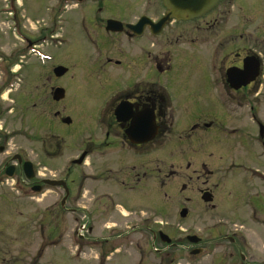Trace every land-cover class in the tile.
<instances>
[{
  "label": "rangeland",
  "instance_id": "1",
  "mask_svg": "<svg viewBox=\"0 0 264 264\" xmlns=\"http://www.w3.org/2000/svg\"><path fill=\"white\" fill-rule=\"evenodd\" d=\"M10 1L4 0L5 4ZM112 1L132 3L134 6L129 7L131 11L147 10V5L143 0ZM250 1L252 0H226L225 4L230 9V17L235 16L239 19L241 17L243 20L244 36H247L246 34L251 31L264 38L263 12H255L258 21H255L252 15H247L244 18L241 16L239 5L247 6ZM83 2L92 4L91 1ZM254 2L259 7L264 0H255ZM14 3L19 18L24 20L25 26L30 28V31L32 28L39 27L35 21L45 20V13H48L51 8L53 21L50 27H56L57 32L54 33V37H60L58 40H62V42L59 44L56 40L53 41V44L57 43L51 48L53 58L43 66L41 59L34 54H28L26 59L23 57L27 61V66L20 74H15L13 77V80L18 77V81L16 80L17 84L14 85L16 89L12 90L9 95L12 97L9 103L13 112L7 117L8 119L1 120V124H4L3 128L7 131L14 130L11 135L8 134L9 136L4 132L7 138L11 136L7 141L8 150L11 153L19 152L24 159L32 161L37 170L35 181L50 178L67 180L71 189L72 186L75 190L81 186L84 190L77 203L72 201L66 205L69 211L64 219L60 214L58 217L49 219L47 210H44L55 197L56 193L54 192L60 195L59 188H51V193L48 191L42 194L35 193L37 202L34 207L37 210L34 214H31L34 212L32 209L25 207L24 202H21L20 216L17 214L11 216L18 223L19 229L5 235L6 247L16 250L20 246L19 241L28 243L31 237H35L34 233L37 235L36 240L39 245L42 234L43 245L40 248L43 250L41 253L38 252L37 264H96V247L92 243H90V247L85 245L84 254H78L75 248V243L78 240L76 229L84 226L82 234L85 239L95 238L96 226H102L105 220L107 222L105 224L109 225V215L113 212L112 208L115 204L124 207V209L119 207L123 213H128L133 209L143 210V215L149 217L150 227H155L154 220L162 221L164 225L156 224L162 229L174 233H182L186 230L188 233L204 236L205 239H210L215 230L226 227L241 228L244 231L248 227H255L247 218L243 219L240 216L241 210L235 204L236 208L227 210L228 214H226L224 198L230 199L231 203V199L239 198L247 192L245 188L243 190V187L234 189L226 184V179H222L221 170L228 161L227 152L230 151L229 139L233 137H227L226 129L221 125L211 132L207 129L190 130L191 126L188 122L215 120L218 124H226L225 120L220 117L221 92L214 86L219 77L214 78L210 75L216 67H220L222 61L211 58L198 44H192L189 37L179 39L176 38L175 33L171 34V32L157 37L155 47L139 49V52H144L145 57L147 50L149 51L148 62L142 63V69H149V85L153 82L157 90V83L162 84L163 80L162 77L157 76L158 69L152 70L153 65L163 67L166 60L174 59L172 66L176 67L179 76L174 80L171 76L168 77V83L171 85L168 88L174 94L172 96V116L175 107L177 109L180 107V114L177 115L173 125L169 124L170 136L165 135L167 138L164 141L160 140L150 145L152 151H149L146 161L144 158H139L149 171L146 187L140 184L135 189L128 190L126 188L125 190L120 186L117 187L113 181L112 154H110V150L105 152L102 149L101 142L96 140V132L103 115L108 116V105L114 91L127 84L121 68L128 64L127 60L131 58L129 54L135 56L137 48L128 46L125 42L112 37L113 42H108L109 38L106 37L109 36H103L101 39L96 35V28L93 26L88 27L87 25L85 30L88 35L84 30L82 35L76 32L78 23L74 18L76 12L71 10V3L65 8L62 6V0H14ZM45 4L50 5L49 11H45ZM66 9H68L67 13L64 12ZM252 9L256 10L257 8L253 7ZM248 10L250 7L244 11ZM80 12L83 11L79 10ZM160 12L159 10L153 13L148 9V13L153 18ZM12 15L11 11H6L4 15L3 29L5 32L12 30L10 29ZM65 15L69 25L67 34L63 33L61 28ZM218 17L219 15L215 12L209 19ZM200 23L187 24L184 32L191 33L190 26L194 25L199 28ZM202 26H205L204 22H202ZM219 32L216 26L211 29L214 37ZM61 35L64 37L61 38ZM186 36L189 35L186 34ZM5 42V40L2 41L0 45L4 47L5 51H8L9 47ZM209 44L210 40L207 41V45ZM204 47L208 49L207 46ZM154 56L157 57L153 60ZM159 57H164L163 63L159 61ZM215 57L218 58V56ZM108 58H112L111 64H108ZM115 60L122 61L121 67L112 63ZM57 64L68 69L65 76L58 81V84L65 90V97L61 101L52 99V94L48 90L49 84H46L44 79V75L47 74L44 70L49 69L50 65L54 67ZM53 77L58 78L54 74ZM256 99H258L260 109L264 111L263 90ZM176 104L179 107L175 106ZM64 117H69L70 122L62 121L61 118ZM246 119L229 118L228 122L231 127L240 129L246 124ZM215 125L214 123L213 126ZM84 149L89 150L85 163L73 164L71 159L77 158V154ZM253 150H255L254 147ZM254 159L253 164H259L261 171L264 172V157L256 156ZM141 161L134 164L139 165ZM188 163L190 168L186 167ZM209 172H211V176L207 177ZM205 179H207L206 183H204ZM159 180H163L162 185L160 184L162 187L159 188L158 185H155L152 189V184L158 183ZM261 181L263 182L257 183L255 179L253 184H250V195L257 201L263 200L261 193L264 194V180ZM183 184L186 189L182 188ZM205 187L213 188L215 198L211 204L215 205L214 209H211L210 205L206 206L201 200L202 193L199 189ZM256 191L259 194L253 196ZM9 192L14 195L11 190ZM102 193L104 194L101 195ZM230 194L232 197L229 196ZM181 206L188 209V215L185 218L179 216ZM256 206L262 209L264 204L259 202ZM54 208L57 209L59 206ZM63 223L67 225L68 231L66 243L69 247L63 248L70 259L67 262H60L56 259L60 249L54 248L53 254L50 255L48 251L50 247L44 246V244L48 245L49 231L47 230H50L52 240L57 241L64 229ZM151 238L150 236L149 240ZM155 245L158 246L157 242ZM148 251L149 259L155 264L160 259L163 260V264H168L167 261L172 258L176 260V264H189L190 262L187 250L171 252L168 257H158V255L154 257L152 245H148ZM207 259L208 257H204L198 264H205Z\"/></svg>",
  "mask_w": 264,
  "mask_h": 264
},
{
  "label": "flooded vegetation",
  "instance_id": "2",
  "mask_svg": "<svg viewBox=\"0 0 264 264\" xmlns=\"http://www.w3.org/2000/svg\"><path fill=\"white\" fill-rule=\"evenodd\" d=\"M82 1L84 0H63L62 4L65 8L71 3V10L76 12L74 17L78 23L76 24L78 29L76 32L82 35L84 30L88 35L85 30L87 25L93 26L96 28V35L99 38L103 39V36H109L106 37L110 39H108V42H113L112 38H116L125 42L128 46L137 48L135 56L129 54L131 58H128V64L121 68L127 84L122 87L118 86L119 88L114 91L108 105V116L103 115L96 132V140L101 142L102 149L105 152L110 150V154H112L113 169L111 171L116 186H120L125 190L126 188L128 190L135 189L140 184L146 187L149 171L147 167H144L145 163H142L139 158H144L146 161L149 151H152L150 145L160 140L164 141L167 135L170 136L171 128L169 124L173 125L176 122L177 115L180 114V107L176 104L175 106H178L179 109L175 107L172 116V96L174 94L168 88L171 86L168 83V77L171 76L174 80L179 76L176 67L172 66L174 59L166 60L163 67L153 65L152 70L158 69L157 76L162 77L163 80L162 84L157 83V90L153 82L149 85V69H142V63L148 62L149 51L147 50V56L145 57L144 52H139V49L145 50L155 47L157 37L165 33H175L176 38L179 39L189 37L192 44H198L211 58L222 61L220 67H216L210 75L214 78L219 77L214 86L216 90L221 92L220 117L226 122V124H218L215 120L193 123L188 121L191 126L190 130L198 129L201 131L207 129L212 132L221 125L226 129L225 135L233 137L229 139L230 151L227 152L229 155L228 161L221 170L222 179H226V184L234 189L243 187V190L245 188L247 192L239 198L231 199V203L230 199L224 198L226 214H228L227 210L236 208L235 204L241 210L240 216L243 219L247 218L255 227H248L245 231L241 228L230 229L226 227L215 230L210 239H205L204 236L188 233L186 230L182 233H174L162 229V227L156 225H164L162 221L154 220L155 227H150L148 224L149 217L143 215V210L133 209L128 213H123L119 210V207L123 209L124 207L115 204L112 208L113 212L109 215V225L105 224L107 223L105 220L102 226H96L95 238L85 239L84 234L79 235L75 243L78 254H84V248L86 246L90 247V243H92L96 247V264H155L154 261L149 259L148 245H152L155 251L152 252L154 257H157V255L158 257H168L171 252H180L181 249L183 251L187 250L190 257L189 264H198L204 257H208L205 264H264V207L261 209L256 206L259 202L264 204V194L261 193L262 201L254 200L250 195V184H253L255 179L257 183L264 180V172L261 171V166L253 164L256 156L258 158L264 157V111L260 109L258 99H256L262 90L264 92V38L251 31L246 34L247 36H244L243 20L241 17L240 19L235 16L230 17V9L225 4L226 0H219L209 11L189 21L169 19L162 25H159L158 22L166 15L167 10L161 0H143L147 5V10H136V12L129 9L130 6L134 5L128 2L85 0L92 2V4H87L82 3ZM254 1H250L247 6L245 4L239 5L242 18L252 15L253 19L258 21L255 12L264 13V2L261 3L262 8H260L261 5L258 7ZM46 6L47 4L44 6L45 11H49L50 5ZM225 6L227 8H224ZM247 7H250V10L245 12L244 10ZM253 7L257 9L253 10ZM6 8L8 9L7 12L11 11L13 13L10 26L12 30L6 31L7 33L3 29ZM148 9L153 13L159 10L161 12L153 18L148 13ZM79 10L83 12L79 13ZM52 11L50 8V12L45 13V20L40 22L36 20L35 24H39V27L32 28V31H30V28L25 26L24 20L19 18L14 0H11L9 4H5L4 0H0V43L5 40V44H8L9 47L8 51H5L4 47L0 45V124L2 123L1 120L8 119L7 117L13 112L9 103L12 97L9 95L12 90L16 89L14 85L17 84V78L13 80V77H15V74H20L27 66V61L24 58L26 59L30 53L34 54L41 59V65L43 66L53 58L51 52L53 45L56 46L58 42L59 44L62 42V40L57 39V43L53 44V28L50 27ZM64 12L67 13L68 9ZM215 12L219 17L209 19ZM109 19L118 22L116 25L117 31L105 30ZM199 22H201L199 28L193 25L190 26L191 33L184 32L187 24L192 25ZM202 22L205 26L201 27ZM68 26V19L65 15L61 25L63 33L67 34ZM215 26L220 32L214 37L211 29ZM186 34L189 36H186ZM63 37L61 35V38ZM208 40H210L209 45H207ZM65 41L67 42V40ZM204 46H207L208 49H205ZM229 46L230 48H228ZM193 48L196 49L195 46ZM113 52L116 54L114 50ZM122 53L124 54V52ZM215 56H218V58ZM156 57L154 56L153 60ZM163 58L159 57L161 63H163ZM107 60L108 64H111L112 58ZM112 63L118 67H121L120 64L122 65L120 60H115ZM46 69L44 72L47 74L44 75V79L45 83L49 84V92L52 93L54 87H62L58 84V81L67 72L63 76L55 78L53 77L52 65L49 66V69ZM228 71L234 73L235 76L240 74V78H233L232 82V79L228 78ZM250 78L252 80L249 83L239 86L240 83ZM54 81L57 82L54 83ZM234 115L235 117H233ZM236 117L239 119L247 118L244 127L236 129L230 126L229 118ZM214 123L215 126H213ZM3 125H0V156H2L0 158V264H37L38 252L41 253L43 250L40 248L43 245L42 234L39 245L36 240L37 235L34 233L35 237H31L28 243L19 241L20 246L16 250L6 247L5 235L19 229L18 223L11 216L14 214L20 216L21 202H24L25 207L32 209L34 212H31V214H34L37 210L34 207L35 202H37L35 193L38 191L41 194L46 191L51 193V188L55 186H45L42 179L35 181L37 170L33 167L35 177L32 180L26 178L23 168L27 159H24L19 152L11 153L8 150L7 141L11 136L7 138L5 133L11 135L14 130L7 131L3 128ZM154 130L155 132H152ZM152 133H154L153 139L150 141L134 143L131 140L132 138L144 139ZM253 147L255 150H253ZM82 153L85 154L86 159L89 150L80 151L77 158ZM138 161H141L139 165L134 164ZM186 167L190 168L191 166L188 163ZM210 176L211 172L208 173L207 177ZM162 181L154 182L152 189L155 185L161 188ZM206 182L207 179L204 183ZM56 188L60 189V195L54 192L56 193L55 197L44 210H47L49 219L58 217L59 214L64 219L69 211L66 205L72 203V201L77 203L83 195V188L79 186L75 190L72 186L71 189L67 180H64L63 185ZM182 188L186 189L185 184ZM199 190L201 193L209 191L214 201L213 188L205 187ZM258 194L259 192L256 191L253 196ZM229 196L232 197V194ZM204 204L206 206L210 205L211 209L215 207L213 204ZM57 206L59 208L55 209L54 207ZM47 231H49L48 245L44 244V246L50 247L49 254H53L54 248L56 250L60 249L57 252L58 257L56 259L60 262L70 260L63 249L69 247L66 243L68 238L67 225H64L57 241H53L50 230ZM160 232L165 233L171 241H166L167 239L161 236ZM191 235L197 240L196 243H191L188 240V236ZM150 236L152 237L151 240H149ZM82 239L84 241H81ZM155 242L158 246L155 245ZM175 261L172 258L167 263L176 264ZM156 264H163V260H158Z\"/></svg>",
  "mask_w": 264,
  "mask_h": 264
},
{
  "label": "water",
  "instance_id": "3",
  "mask_svg": "<svg viewBox=\"0 0 264 264\" xmlns=\"http://www.w3.org/2000/svg\"><path fill=\"white\" fill-rule=\"evenodd\" d=\"M218 0H162L163 5L166 7L168 10L167 14L165 17H163L158 24H163L166 20H168L170 17L176 18V19H184V18H191L198 16L205 11H207L214 3H216ZM117 22L113 20H109L107 24V30H115L116 29ZM118 30V29H116ZM253 69V68H252ZM67 71V68L64 66H56L53 69V73L56 77L62 76L65 72ZM232 75H235L234 73L230 72ZM242 73V72H241ZM244 73V72H243ZM239 75V74H238ZM237 75V76H238ZM250 79H247L249 81ZM64 96V89L60 87H56L53 89L52 92V98L55 101H58L62 99ZM66 122L69 120L66 119ZM152 132H155L152 131ZM154 133L149 134L148 137H145L144 139H134L132 138V142L138 143V142H144L146 140H150L152 138ZM84 155H82L78 160H76V163H81L83 160ZM32 164L30 162H25L24 163V170L27 174L28 178H33L34 174L32 173ZM45 183L47 184H53V185H59L60 182L57 181H50V180H45ZM201 199L204 202H210L211 201V194L208 192H205L202 194ZM187 214V209L183 208L180 210L179 215L180 217H185ZM163 236V234H161ZM166 237V236H165ZM170 239L167 238V241ZM192 242H196L192 237L189 238Z\"/></svg>",
  "mask_w": 264,
  "mask_h": 264
}]
</instances>
